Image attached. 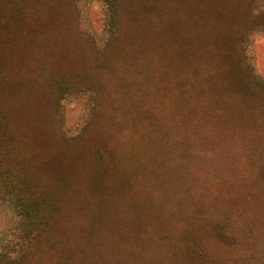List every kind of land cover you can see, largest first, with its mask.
I'll return each instance as SVG.
<instances>
[{"label":"trees","instance_id":"obj_1","mask_svg":"<svg viewBox=\"0 0 264 264\" xmlns=\"http://www.w3.org/2000/svg\"><path fill=\"white\" fill-rule=\"evenodd\" d=\"M102 2L98 42L76 0H0V205L15 218L0 264H237L224 219L246 212V182L264 187V168L232 167L234 128L264 121V80L239 39L264 33V11ZM237 18L252 27L238 37ZM71 94L89 107L75 135L61 114Z\"/></svg>","mask_w":264,"mask_h":264},{"label":"rangeland","instance_id":"obj_2","mask_svg":"<svg viewBox=\"0 0 264 264\" xmlns=\"http://www.w3.org/2000/svg\"><path fill=\"white\" fill-rule=\"evenodd\" d=\"M246 2L251 14L257 15L264 11V0H246ZM75 7L78 14L79 28L83 32L94 36L98 42H101L102 37H104L105 14L102 0H76ZM245 24L241 23V19L237 18L235 28H243V31H238L235 34L236 37L248 30V28H252L248 21ZM189 33L192 35L191 32ZM239 41V48H241L239 49V58L242 64L251 70L252 74L259 80H264V33L254 30L245 37L241 35ZM87 112H89V107L85 97L71 94L63 98L61 103L62 123L68 134L75 135L78 133L86 119ZM234 129L232 141L233 151L236 155L231 154L232 167L243 174H248L249 172L251 176V172L256 167L264 168V121L255 124L252 129ZM207 145L214 148L212 145ZM211 169H214V167ZM192 172L195 173L194 171ZM199 176L204 177V174L199 172ZM252 178L257 179V176ZM202 181L204 183L207 179ZM200 183L201 181L196 182L195 185L199 186ZM216 185V182H213L211 187ZM245 186L247 190L245 189L244 195L248 197L246 198V212H243L241 208L231 206L227 212V218L224 219L223 227L225 233L233 236V239L228 238L226 240L229 242L228 252L231 259L236 260L237 264H264V187L251 186L249 182H246ZM243 187L244 183L242 180L235 183L237 190H242ZM199 191L200 186L195 193ZM213 192L215 193V191ZM206 212L210 218L219 215L212 214L208 210ZM14 222V216L4 206L0 205V236L5 234ZM216 247L219 246L209 244L206 251L212 255L216 251ZM159 252L156 246L150 245L149 254H152V256L149 258L158 259ZM219 252L224 251L220 250ZM94 254L100 258L97 250Z\"/></svg>","mask_w":264,"mask_h":264}]
</instances>
